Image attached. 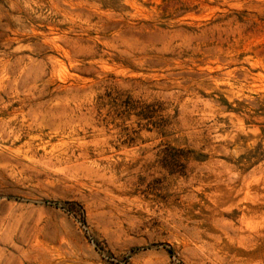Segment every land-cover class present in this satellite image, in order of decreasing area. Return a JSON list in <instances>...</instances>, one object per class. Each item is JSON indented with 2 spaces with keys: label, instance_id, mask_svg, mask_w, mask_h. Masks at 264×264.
Wrapping results in <instances>:
<instances>
[{
  "label": "rangeland",
  "instance_id": "1",
  "mask_svg": "<svg viewBox=\"0 0 264 264\" xmlns=\"http://www.w3.org/2000/svg\"><path fill=\"white\" fill-rule=\"evenodd\" d=\"M0 264H264V0H0Z\"/></svg>",
  "mask_w": 264,
  "mask_h": 264
}]
</instances>
